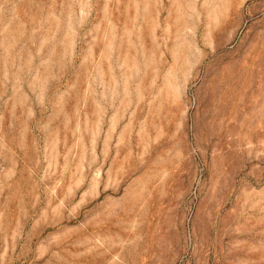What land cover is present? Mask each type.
I'll list each match as a JSON object with an SVG mask.
<instances>
[{
	"label": "rangeland",
	"instance_id": "1",
	"mask_svg": "<svg viewBox=\"0 0 264 264\" xmlns=\"http://www.w3.org/2000/svg\"><path fill=\"white\" fill-rule=\"evenodd\" d=\"M0 264H264V0H0Z\"/></svg>",
	"mask_w": 264,
	"mask_h": 264
}]
</instances>
